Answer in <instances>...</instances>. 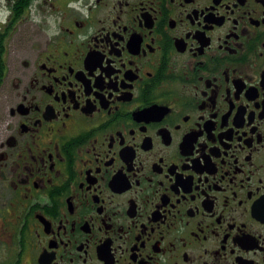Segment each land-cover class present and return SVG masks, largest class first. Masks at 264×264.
<instances>
[{"label":"flooded vegetation","instance_id":"obj_1","mask_svg":"<svg viewBox=\"0 0 264 264\" xmlns=\"http://www.w3.org/2000/svg\"><path fill=\"white\" fill-rule=\"evenodd\" d=\"M0 98V264H264V0H0Z\"/></svg>","mask_w":264,"mask_h":264},{"label":"rangeland","instance_id":"obj_2","mask_svg":"<svg viewBox=\"0 0 264 264\" xmlns=\"http://www.w3.org/2000/svg\"><path fill=\"white\" fill-rule=\"evenodd\" d=\"M41 21H42V19L40 18V15L38 16L36 14V16L33 19H31V21L29 22V26H32L34 29H36V27L38 25L40 27V29L42 30ZM39 32H40L39 30H38V32L35 31V33H37V34H40ZM25 54H26V50H21V49L18 50L17 53L15 54L16 59L14 60L13 64H10V71L11 72L9 74L8 81H7L8 87H10L13 80H15V78L18 77L19 72H20L21 62L24 60V57H26ZM3 101L4 100H2V98H0V110H1V106L3 105ZM0 113H1V111H0Z\"/></svg>","mask_w":264,"mask_h":264}]
</instances>
